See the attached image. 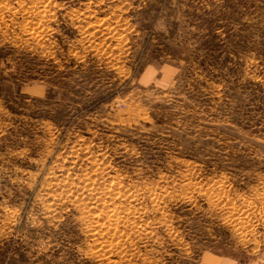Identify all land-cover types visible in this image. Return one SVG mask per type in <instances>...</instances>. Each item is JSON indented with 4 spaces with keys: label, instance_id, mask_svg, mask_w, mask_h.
Instances as JSON below:
<instances>
[{
    "label": "rangeland",
    "instance_id": "1",
    "mask_svg": "<svg viewBox=\"0 0 264 264\" xmlns=\"http://www.w3.org/2000/svg\"><path fill=\"white\" fill-rule=\"evenodd\" d=\"M264 0H0V264H264Z\"/></svg>",
    "mask_w": 264,
    "mask_h": 264
},
{
    "label": "built area",
    "instance_id": "2",
    "mask_svg": "<svg viewBox=\"0 0 264 264\" xmlns=\"http://www.w3.org/2000/svg\"><path fill=\"white\" fill-rule=\"evenodd\" d=\"M263 263H264V261H263Z\"/></svg>",
    "mask_w": 264,
    "mask_h": 264
}]
</instances>
